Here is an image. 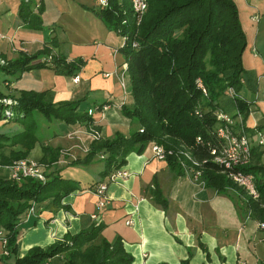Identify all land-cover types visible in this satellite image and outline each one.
<instances>
[{
  "label": "trees",
  "instance_id": "16d2710c",
  "mask_svg": "<svg viewBox=\"0 0 264 264\" xmlns=\"http://www.w3.org/2000/svg\"><path fill=\"white\" fill-rule=\"evenodd\" d=\"M42 11V0H17L15 15L25 28L41 29ZM95 13L108 29L125 33L135 45L131 46L126 40L121 41L119 48L130 96V104L122 103L120 113L129 119V131L92 138L85 154L69 162L87 164L95 158L100 160L102 166L98 175L101 180L87 188L97 185L120 167L128 153H140L148 142H154L163 150H170L164 160L175 174L183 173L178 163L181 152H189L201 162L200 178L205 186L216 191L226 187L238 190L249 216L264 224L262 149L252 144L250 161L241 167L253 176L257 200L245 197L241 189L221 174L222 168L209 161L211 150L218 145L215 127L220 120L216 113L232 116L238 113L243 125L250 102L241 92L256 89L255 75L241 64L245 36L233 0H146L145 11L137 25L128 0H107V6L98 7ZM123 18L128 25H120ZM58 43L55 34L48 35L42 47L33 53L18 52L13 58L0 53L3 60L0 63V120L18 121L23 126L12 134L0 131L2 164L27 157L34 144L40 141L31 130V124L26 123L29 116H41L49 122L82 124L88 133L99 130L86 110L80 107L84 99L55 102L49 88L35 90L17 85L18 88L10 91L11 82L31 69L47 68L57 75L75 76L84 61L67 59L53 52ZM9 75L13 80L7 78ZM6 97H10L9 103L2 101ZM102 105L108 104L104 102L97 107ZM5 111L13 115L4 117ZM243 128L252 136L262 125L255 129L243 125ZM40 148L39 163L51 166L57 161L56 148L46 144ZM84 188L77 180L60 176L56 171L45 174L43 181L13 180L0 175V228L6 235V254H2L0 260L5 264H131L132 258L123 249L118 236L108 241L101 235L103 224L100 222L90 223L45 247L32 246L22 256L16 255V226L30 201L35 206L47 200V207L58 208L62 207L59 203L62 197ZM152 197L165 206L159 192L153 191ZM180 264L189 263L184 259Z\"/></svg>",
  "mask_w": 264,
  "mask_h": 264
},
{
  "label": "crops",
  "instance_id": "0c3cea01",
  "mask_svg": "<svg viewBox=\"0 0 264 264\" xmlns=\"http://www.w3.org/2000/svg\"><path fill=\"white\" fill-rule=\"evenodd\" d=\"M233 2L245 36L241 64L256 77L255 91L241 92L250 102L243 125L247 129L262 125L259 132L264 134V0ZM42 3L43 28L33 30L18 23L8 0H0V53L6 58L15 57L18 51L33 53L48 35L55 34L59 43L53 52L67 59L81 58L84 64L75 76L57 75L47 68L31 69L11 82L10 91L17 85L35 90L49 88L53 101L84 99L88 102L85 110L106 102L105 109L90 116L99 127L98 137H110L115 132L127 134L129 119L121 115L120 106L130 104V96L127 76L121 75L124 59L119 49L120 34L108 29L95 13L96 0ZM56 125L61 137L71 136L73 140L65 139V148H58L61 145L54 141L52 148H58L60 154L50 171L79 180V186L85 188L62 197V207H47V200L36 204L35 213L16 226L17 256L32 246L45 247L90 223L100 222L101 235L108 241L118 236L132 258L131 264H180L184 259L189 264H264V224L259 227L257 220L247 216L242 194L230 187L216 191L196 184L185 173L175 174L148 145L140 153L126 155L120 167L127 175L106 184L109 201L95 210L94 185H87L101 180L100 160L77 163L86 179L83 182L62 172L64 165L85 154L91 136L82 124ZM40 156L39 150L37 158ZM89 169L93 175L85 174ZM153 191L159 192L164 207L154 201ZM93 212L97 216L90 219ZM2 251L0 244V257ZM0 264L5 263L0 260Z\"/></svg>",
  "mask_w": 264,
  "mask_h": 264
},
{
  "label": "built area",
  "instance_id": "2783aa9c",
  "mask_svg": "<svg viewBox=\"0 0 264 264\" xmlns=\"http://www.w3.org/2000/svg\"><path fill=\"white\" fill-rule=\"evenodd\" d=\"M130 12L134 18V24H138L141 15L146 8V0H128ZM98 7L107 6V0H96ZM121 26L128 25L126 19L120 21ZM121 41L124 43L126 40L130 42L131 46H134V42L128 40L126 34H120ZM125 64L122 65L121 75H125ZM76 81V78L72 79ZM200 86V84L198 83ZM229 94H232V90L228 89ZM264 98V95H263ZM4 102H10L9 99L3 100ZM107 105L99 107L88 108L86 114L91 116L94 111H102ZM216 118L219 119V123L215 127V134L218 138V145L215 149L211 150L209 161L217 164L222 168L221 174L224 175L233 185L241 189L245 197L250 200L258 199V192L254 185V179L252 174L244 172L241 167L246 165L250 161L251 157V145L256 144L262 149V157L264 159V134L257 131L255 135L249 136L243 125L240 122V116L236 113L235 116L216 113ZM92 138L98 136L96 131L89 133ZM146 145L151 149L153 155L164 160L165 155H169L170 150H163L160 146L154 142H148ZM102 157V156H100ZM179 166L183 173L187 174L190 179L198 185H204L201 180V162L193 157L189 152L183 151L180 154L178 160ZM0 169L7 172V177L13 180H20L22 178H32L37 181H43L45 179L44 167L35 159L32 158H20L11 161L8 164L0 163ZM127 175V171L118 167L112 170L103 181L99 182L93 188V193L96 195L95 210L103 208L109 201L108 196L105 193L106 184L115 180L121 179ZM35 206L31 202L26 209L23 218L26 219L30 215L34 214ZM249 212L247 213V216ZM96 214L93 212L89 215L90 219H95ZM126 223H128L126 221ZM259 227L261 223H258ZM0 242L5 245L4 236L0 230ZM6 254V251H2Z\"/></svg>",
  "mask_w": 264,
  "mask_h": 264
},
{
  "label": "rangeland",
  "instance_id": "374dc122",
  "mask_svg": "<svg viewBox=\"0 0 264 264\" xmlns=\"http://www.w3.org/2000/svg\"><path fill=\"white\" fill-rule=\"evenodd\" d=\"M8 2L10 3L8 6L9 7H13V9L15 10V13H16V7H17V0H8ZM143 15V14H142ZM141 15V17H142ZM141 17H140V20H141ZM139 24V22H138ZM43 28V26H42ZM41 28V29H42ZM45 31L47 30L46 28L44 29ZM2 37V36H1ZM18 52H21V53H25V54H30V53H27L26 51H18ZM17 52V53H18ZM17 56V55H16ZM15 56V57H16ZM0 63L2 64L3 63V60L0 58ZM8 79H12L13 80V76H7ZM2 87V86H1ZM5 99H10V97H6V98H3V100ZM4 102V101H3ZM4 103H8V102H4ZM86 104H88L87 101H82L80 103V107L82 109H84V107L86 106ZM232 110H230L231 112ZM4 117H10L13 115L12 112H9V111H5L4 113ZM7 119H4V120H0V131L5 133V134H12L14 132H17V131H20L23 126L21 124V122H18V121H9L7 122L6 121ZM42 122H45L46 125H41ZM26 123H29L31 124V130L34 131L36 133V135L38 136L39 138V142L35 143L33 148L31 149L29 155L27 156V158H32V159H35L37 160V155H38V152L40 150L41 152V145L43 144H46L47 146L51 147L52 146H55V143L54 141L56 140L57 143H59V145H61L60 147L58 146V148H65L64 145H62V142L64 143V140H73V138H71V136H64V137H61L60 136V133L59 130L60 127L58 125H56L57 123L54 122V121H46L44 118H42L41 116H37V117H31L29 116L28 117V120ZM50 123V124H49ZM55 133H58V134H55ZM17 147V146H16ZM56 148L59 152V149ZM6 150V149H5ZM37 153V155H36ZM62 153V152H61ZM60 154V152H59ZM101 156V155H100ZM38 161V160H37ZM55 163V162H54ZM98 164H101L100 161H97ZM41 164V163H40ZM43 167H44V174H47L50 172V167L52 166H48V165H43L41 164ZM76 168V169H75ZM83 168V166L81 167V169ZM62 172L63 174H67L68 177H70V175L72 177H79L78 179H80V182H83V180H86L85 179V176L83 175V173H81L79 171V165L77 164H68V165H64L63 166V169H62ZM85 174H88V175H93V171L92 169L89 171H86ZM0 175H6L7 176V172H5L4 170H1L0 169ZM84 177V178H83ZM78 183H79V180H77ZM30 202H33V201H30ZM29 203V202H28ZM30 204V203H29ZM29 206V205H28ZM35 208H36V205H35ZM34 213H35V210H34ZM24 215V214H23ZM0 230L2 231V236H4V240H5V243H6V235H5V231L0 228ZM1 244V242H0ZM1 247L2 249L5 251V248H4V245L1 244ZM3 254V253H2Z\"/></svg>",
  "mask_w": 264,
  "mask_h": 264
}]
</instances>
